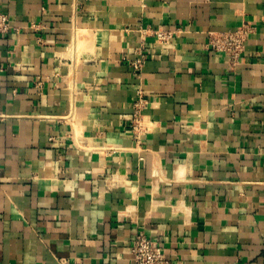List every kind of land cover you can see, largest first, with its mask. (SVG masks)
<instances>
[{
	"label": "crops",
	"instance_id": "crops-1",
	"mask_svg": "<svg viewBox=\"0 0 264 264\" xmlns=\"http://www.w3.org/2000/svg\"><path fill=\"white\" fill-rule=\"evenodd\" d=\"M1 13L0 264H134L137 231L166 264H264V0H0ZM243 24L238 61L207 46Z\"/></svg>",
	"mask_w": 264,
	"mask_h": 264
},
{
	"label": "built area",
	"instance_id": "built-area-1",
	"mask_svg": "<svg viewBox=\"0 0 264 264\" xmlns=\"http://www.w3.org/2000/svg\"><path fill=\"white\" fill-rule=\"evenodd\" d=\"M10 30V24L6 14H0V31L7 32ZM145 34L149 33L157 40L163 43H170L175 37L172 30L163 28L145 29ZM250 34V26L243 24L230 29H214L209 31V39L207 46L224 54L234 63L241 59L245 47V43ZM149 58V53L144 49H138L136 57L125 60L136 71L141 70L145 62ZM147 99L143 95H139L133 102V118L131 128L142 131L144 113L147 107ZM132 256L134 264H166L167 260L164 252L160 248L157 241L152 239L144 231H137L132 241Z\"/></svg>",
	"mask_w": 264,
	"mask_h": 264
}]
</instances>
